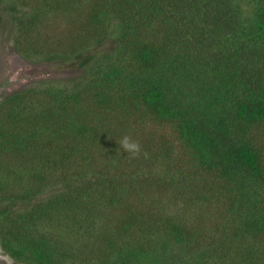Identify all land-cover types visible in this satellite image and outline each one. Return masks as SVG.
<instances>
[{
  "label": "trees",
  "instance_id": "1",
  "mask_svg": "<svg viewBox=\"0 0 264 264\" xmlns=\"http://www.w3.org/2000/svg\"><path fill=\"white\" fill-rule=\"evenodd\" d=\"M3 15L26 59L83 69L0 101L7 254L264 264V0H0Z\"/></svg>",
  "mask_w": 264,
  "mask_h": 264
},
{
  "label": "rangeland",
  "instance_id": "2",
  "mask_svg": "<svg viewBox=\"0 0 264 264\" xmlns=\"http://www.w3.org/2000/svg\"><path fill=\"white\" fill-rule=\"evenodd\" d=\"M11 17L3 15L0 24V101L4 96L17 90L30 87L38 83H72L83 69L70 66L68 60L26 59L15 44L16 30L11 24ZM61 173H54L53 179H59ZM61 180V179H60ZM60 180L52 186L58 189ZM51 193L48 192L47 195ZM0 264H22L7 254L1 245Z\"/></svg>",
  "mask_w": 264,
  "mask_h": 264
},
{
  "label": "clouds",
  "instance_id": "3",
  "mask_svg": "<svg viewBox=\"0 0 264 264\" xmlns=\"http://www.w3.org/2000/svg\"><path fill=\"white\" fill-rule=\"evenodd\" d=\"M120 148L124 152L129 153L132 158H136L141 154V145L138 141L133 140L130 136L125 135L119 142ZM145 158H147V153H144Z\"/></svg>",
  "mask_w": 264,
  "mask_h": 264
}]
</instances>
